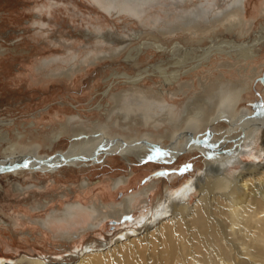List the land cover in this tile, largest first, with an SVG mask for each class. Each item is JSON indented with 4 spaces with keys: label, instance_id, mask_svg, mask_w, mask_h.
<instances>
[{
    "label": "rangeland",
    "instance_id": "rangeland-1",
    "mask_svg": "<svg viewBox=\"0 0 264 264\" xmlns=\"http://www.w3.org/2000/svg\"><path fill=\"white\" fill-rule=\"evenodd\" d=\"M142 1L0 0V162L6 159L11 162L15 152L16 156L33 151L40 163L54 156L60 157L73 147L85 149L94 145L101 150L105 146L102 140L95 139L93 127L96 122L107 123L104 109L112 105L111 94L131 86L119 78L120 75L135 77L141 74L142 80L137 86L149 92L161 88L172 92L179 84L192 82L185 95L164 96L168 103L183 107L188 99L200 93L199 79L218 76V64L232 60L215 55L196 71L181 76L178 82L168 86L156 71L158 66L172 73L178 70L175 63L182 62L188 53L190 57L182 68L187 70L195 65V58L213 44L231 41L250 45L264 36V0H245V17L253 19V23L243 34L237 27L231 31L223 26L215 28L214 32H202L221 7L232 2L216 0L214 10L208 14V22L173 36H162L161 28L167 24L170 27L179 25L180 17L198 0H157L151 5L139 6ZM111 4H120L125 11L119 12L115 8L108 13L107 7ZM159 46L165 51L158 50ZM139 49L141 53H138ZM256 49L258 54L253 60L221 69L228 81L235 82L240 78L243 86L244 80L247 81L248 91L245 89L237 99L236 111L229 112L235 120L244 114L264 110V40ZM129 54L135 59L127 60ZM51 59L56 60L43 66L44 61ZM254 69L258 74L248 80ZM97 105L102 108L98 109ZM68 118H74V126L81 123L86 126L82 135L76 136L73 130L62 133L64 129L61 128ZM192 125L191 122L183 123L173 132L175 143L165 136L166 125L158 131L152 127H138L129 133L120 132L118 128L114 131L128 135L134 143H158L160 150L167 152L182 149L187 140L185 132H192L193 138L207 137V125L196 123L193 131L190 130ZM230 128L222 124L213 126L217 140H226L224 151L234 148L242 139L237 128L226 136ZM58 133H61L59 141L51 143ZM147 133L151 136L147 137ZM85 139L94 141L87 144ZM193 152L182 151L169 159L149 153L152 157L128 161L115 153L99 152L97 162L86 160L79 161L74 167L62 165L44 171L33 168L32 171H17L15 175H0V261L13 263L31 258L48 264H70L78 261L88 247L103 250L131 229L142 231L137 227L141 218L153 220L158 207L204 172L205 157ZM261 158V155L259 158L242 156L241 160L261 162ZM186 165L191 168L184 170ZM119 178H127L129 183L114 189L113 180ZM15 185L24 191L16 193L13 191ZM30 185L31 189L28 188ZM146 188H150L147 196L139 195ZM131 196H135L133 212L115 221L109 219L94 229H89L92 219L87 214L67 224L48 220L51 214L60 213L69 204L80 202L91 206L100 197L106 204H119ZM193 201L192 197L190 202ZM37 205L41 208L33 210ZM41 220L48 222L43 226L39 223Z\"/></svg>",
    "mask_w": 264,
    "mask_h": 264
},
{
    "label": "bare ground",
    "instance_id": "bare-ground-1",
    "mask_svg": "<svg viewBox=\"0 0 264 264\" xmlns=\"http://www.w3.org/2000/svg\"><path fill=\"white\" fill-rule=\"evenodd\" d=\"M155 2L157 0H144L139 6L151 5ZM217 2L216 0H198L197 4H194L186 14L180 17L179 25L170 27L167 24L166 27L161 28L162 36L171 34L173 36L177 32L199 28L201 23L209 21L208 14L214 10ZM244 3L245 0H232L228 6L221 7L208 26L201 29L202 32L207 33L209 30L214 32L213 30L219 26L231 31L237 27L241 34L246 32L251 27L253 19H246ZM119 7L120 4L119 6L111 4L107 7V12L111 13L115 8L119 9V12L125 11V8ZM131 10L129 9V12L135 14ZM262 40L264 36H260L259 40L255 41L256 43L253 42L250 45L231 41L213 44L197 56L195 65L187 70H182V68L190 57L188 53L185 54L182 62L175 63L178 70L172 73H167L165 69L158 66L156 71L164 80V84L168 86L178 82L181 76L196 71L215 55L226 56L232 60L218 64L217 70H220L218 76L213 75L212 79L209 77L199 79L200 93L188 99L183 107L168 103L164 96L170 95L174 98V96L185 95L187 89L192 87V82L178 83V88L172 92L162 90L163 88L156 92H149L137 86L142 80L141 74L135 77L120 75L119 78H123V81L131 86L126 90L111 94L112 105L109 104V108L104 109L107 123L96 122L97 125L93 127L95 139L102 140L101 143L105 146L101 150H97L94 145L85 149L84 147L80 149L73 147L60 157L54 156L40 163L37 158L35 159L33 151L16 156V152H11L13 154H11L13 158L11 162L7 159L0 162V175H15L17 171H32L33 168L44 171L47 168L55 169L62 165L74 167L79 161L97 162L99 152L107 155L115 153L126 161L131 158L143 160L150 156L149 153L160 159H169L178 156L182 151L199 152L205 157L206 167L203 173L184 185L182 189L174 192L173 198L169 197L171 200L166 204L158 207L153 220L143 217L137 222V227L142 228V231L137 228L131 229L103 250L98 251L94 250V247H88L84 253H81L80 259L77 258L78 261L70 264H264V110L249 115L244 114L236 120L231 118L229 112L236 111L237 99L246 89L247 81L244 80L245 86L241 85L240 78L235 82L228 81L221 71L222 68H233L237 63L253 60L258 54L256 48ZM157 49L165 51L161 46ZM176 51L179 52V49ZM138 53H141V49ZM126 59L134 60L135 57L129 54ZM55 60L44 61L43 66L51 65ZM65 72L71 73V71ZM54 74L59 75V73ZM257 74L258 70L254 69L253 75L248 80H253ZM246 90L248 91V88ZM101 108L99 105L98 109ZM73 121L74 118L67 119L61 128L64 129L62 133H70L73 130L76 136L82 135L83 128L86 126H83V123L74 126ZM187 122L193 124V127H190L192 131L196 128L194 127L196 123L207 125V137L193 138L192 132H185L187 140L179 151L170 149L167 152L161 151L158 143H134L128 135L122 136L114 131L118 128L120 132L129 133L138 127H152L158 131L160 127L166 125L168 128H164L165 136L175 143L176 137L173 132L179 130L183 123ZM217 124L231 127L227 130L226 136H230L235 131L234 128L239 129L242 133L241 142L237 141L234 148L224 151L226 140L218 141L213 132V126ZM147 134V137L151 136V133ZM60 136L61 133H58L50 142L56 143ZM251 140L252 143H250ZM93 141L84 140L87 144ZM242 141L249 143H242ZM260 155L262 156L261 162L245 163L241 160L242 156L259 158ZM25 164L27 167H24ZM126 183H129V179L119 178L113 180L112 186L116 189ZM30 186L29 189L32 188V185ZM149 189H144L139 195L147 196ZM13 191L22 192L24 188L15 185ZM192 197L194 201L190 202ZM134 203L135 196L126 197L119 204L112 202L106 204L100 197V200L91 206L80 202L69 204L60 213L51 214L48 220L56 221L58 224H67L74 218L87 214L92 219L89 229H94L109 219L115 221V219H121L124 215L130 214L133 212ZM37 208H41V205L33 207V210ZM48 220L38 222L45 226ZM59 226L63 227V225ZM0 264L48 263L40 259L26 258L13 263L0 261Z\"/></svg>",
    "mask_w": 264,
    "mask_h": 264
},
{
    "label": "snow or ice",
    "instance_id": "snow-or-ice-1",
    "mask_svg": "<svg viewBox=\"0 0 264 264\" xmlns=\"http://www.w3.org/2000/svg\"><path fill=\"white\" fill-rule=\"evenodd\" d=\"M24 167H27V164H25ZM190 168H191V165H186L185 168H184V170H188Z\"/></svg>",
    "mask_w": 264,
    "mask_h": 264
}]
</instances>
